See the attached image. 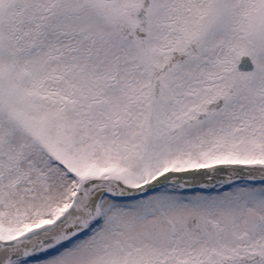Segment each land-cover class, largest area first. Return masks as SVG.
<instances>
[{
	"label": "snow or ice",
	"instance_id": "1",
	"mask_svg": "<svg viewBox=\"0 0 264 264\" xmlns=\"http://www.w3.org/2000/svg\"><path fill=\"white\" fill-rule=\"evenodd\" d=\"M0 264H264V0H0Z\"/></svg>",
	"mask_w": 264,
	"mask_h": 264
}]
</instances>
